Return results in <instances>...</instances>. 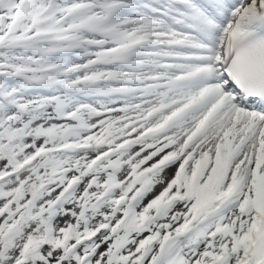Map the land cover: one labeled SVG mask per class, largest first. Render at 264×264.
Wrapping results in <instances>:
<instances>
[{
	"label": "snow or ice",
	"instance_id": "obj_1",
	"mask_svg": "<svg viewBox=\"0 0 264 264\" xmlns=\"http://www.w3.org/2000/svg\"><path fill=\"white\" fill-rule=\"evenodd\" d=\"M0 264H264V0H0Z\"/></svg>",
	"mask_w": 264,
	"mask_h": 264
}]
</instances>
